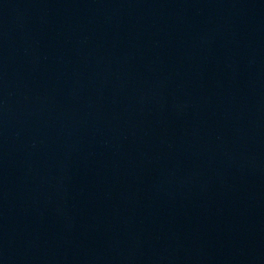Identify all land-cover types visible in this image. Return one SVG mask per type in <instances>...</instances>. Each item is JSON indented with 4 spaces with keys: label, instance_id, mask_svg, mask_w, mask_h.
Segmentation results:
<instances>
[{
    "label": "water",
    "instance_id": "1",
    "mask_svg": "<svg viewBox=\"0 0 264 264\" xmlns=\"http://www.w3.org/2000/svg\"><path fill=\"white\" fill-rule=\"evenodd\" d=\"M20 0H0V23Z\"/></svg>",
    "mask_w": 264,
    "mask_h": 264
}]
</instances>
